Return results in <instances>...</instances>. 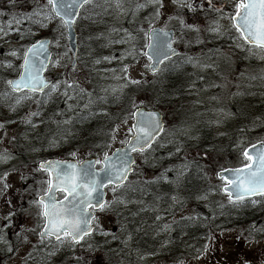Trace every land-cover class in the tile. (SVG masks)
Instances as JSON below:
<instances>
[{
	"label": "rangeland",
	"instance_id": "374dc122",
	"mask_svg": "<svg viewBox=\"0 0 264 264\" xmlns=\"http://www.w3.org/2000/svg\"><path fill=\"white\" fill-rule=\"evenodd\" d=\"M233 2L213 0L217 6L225 5V11L231 9ZM45 3L46 0H12L11 3L0 0L3 29L0 31V154L9 157L0 160V264H264V197L253 198L255 204L248 203L258 218L253 224L243 221L220 228L212 223L203 245L196 248L193 243V251L190 252L191 247L181 255V250L177 252L181 261L177 254L162 256L163 248L179 245L170 238L176 233L174 226L180 227L179 220L198 215L195 203H200L208 214H220L228 209L233 216L241 212L243 204L229 202L220 190L222 182L215 175L225 162H229V167L247 163L241 155L243 149L250 143L264 142V121L253 117L238 129L230 107L241 94L246 95L244 90H253L262 80L258 76H264V54L255 50L249 53L247 48L251 46L239 39L226 16L220 18L208 7L207 0H178V3L162 0V7L150 0H122L123 11L115 7L114 0H94L84 7L76 21L79 50L75 69L70 67L72 57L66 46L65 29L58 27V22H48L47 27L54 29L55 36L51 44L52 61L59 63H50L46 77L61 81L58 90L49 96L16 94L10 91L6 81L18 76L22 52L28 46L25 41L28 35L21 39V33L31 27L39 38L48 34L39 25L31 26L28 21L17 25L12 18ZM180 3L185 6H179ZM188 4L192 5L191 9ZM213 21L219 22L223 34L208 30ZM159 26L175 30V46L181 54L157 73L150 74L143 54L147 43L144 33ZM16 28L20 31H15ZM14 50L16 56L11 55ZM184 63V72L192 78H186L182 96L172 98L164 79L175 64L183 67ZM125 65L126 74L122 71ZM258 65L261 68H256ZM194 74L201 77L193 78ZM133 80L140 83H131ZM64 81L72 86L66 88ZM6 92L9 95L5 97ZM19 96L27 98L16 104ZM54 98L51 114L40 116L39 110L48 108L50 99ZM133 103L159 110L164 116L165 129L149 150L136 155L134 173L123 187L117 188L115 196L124 202L106 203L103 210L95 212L94 233L79 245L71 246L68 238H63L62 245L50 239L41 241L43 220L37 215L38 206L32 203L38 197L36 190L45 187L41 182L46 175L37 170L38 162L62 159L68 152L76 153L75 157L71 156L74 160L102 158L104 151L112 152L122 146L120 141L131 135L128 129L132 124L129 114L134 110ZM94 108L102 116L111 117L110 129L117 128V139L111 148L102 146L108 142L112 130L88 142L79 136L73 138L69 130L75 117ZM34 112L39 115L31 117L32 124L25 123ZM207 134L213 138L208 140ZM228 146L229 154L223 153ZM192 170L196 171L191 177L198 176L202 184L198 194L187 197L184 195L187 186L194 181L188 176ZM178 172L183 175L177 180ZM183 179H188L186 190L182 183L177 185ZM107 193L106 202H112V188ZM167 201L172 202L163 205ZM148 235L157 242L163 241L156 254H147L143 248V238ZM183 243L185 246L188 242L183 239ZM86 253L96 254L100 260L95 262Z\"/></svg>",
	"mask_w": 264,
	"mask_h": 264
},
{
	"label": "snow or ice",
	"instance_id": "6c2138e0",
	"mask_svg": "<svg viewBox=\"0 0 264 264\" xmlns=\"http://www.w3.org/2000/svg\"><path fill=\"white\" fill-rule=\"evenodd\" d=\"M11 2L12 0H9V3ZM92 2L93 0H46L45 4L38 5L30 12L20 14L19 18L13 16L12 21L17 25L28 21L30 24L45 28L49 21L57 20L58 27L64 28L69 38H71L74 35V24L80 16V9ZM150 2L163 6L162 0H150ZM173 2L178 3V0H173ZM207 2L208 7L218 13L220 18L225 16L228 18L230 28L238 34L239 39L244 44L251 46L247 48L249 53H253L255 50L257 54H264V0H234L231 9L228 11H225V5L223 4L217 6L213 3V0H207ZM114 4L117 9L123 11L122 0H114ZM179 6L183 7L185 5L180 3ZM200 6L203 7L202 4ZM137 7H143V5H137ZM187 7L191 9L192 5L188 4ZM156 14L159 15V9H157ZM169 19H172V17H169ZM181 23L183 24V21ZM186 26L189 28L195 27L194 25ZM14 30L20 31L19 28ZM208 30L223 34L220 32L218 21H213ZM0 31H3V29L0 28ZM141 31L143 30L141 29ZM27 35H34L31 27L21 33V39ZM128 35L131 36L130 33ZM144 36L148 41L144 47L150 49L151 52H144L143 54L153 61L146 67L156 73L160 70L163 61L169 60L170 55H176V52L172 47V41L168 38V30L150 27L144 33ZM236 38L233 37V39ZM58 40L59 37H57V46H59ZM52 42L47 38L37 39L24 48L18 77L6 81L11 92H20L26 89L28 92H39L49 96L58 90L61 84L60 80L53 82L42 75L50 63L53 65L59 63L58 60L52 61L51 59L49 45ZM120 42L125 41L121 40ZM237 46L241 47L243 45ZM11 55L16 56L17 50H14ZM104 59L109 58L104 57ZM189 62H191V58H189ZM72 67L75 68V59ZM127 67L125 65L122 69L125 74L127 73ZM63 83L66 88L72 86L67 81ZM131 83L138 84L140 82L133 80ZM45 89L48 91L45 92ZM80 91L84 90L81 89ZM64 94L67 95V91ZM3 95L6 97L9 93L6 92ZM25 98L27 97L19 96L16 98L15 103L19 104ZM100 99H104V97ZM133 108L135 111L129 115L135 123L132 128L128 129L131 135L120 141L122 145L120 148H116L112 152L104 151L102 158L71 161L50 159L39 162L38 170L46 174V179L41 182L45 187L43 190H36L39 199L32 201V203L38 206L37 215L43 220V227L40 232L41 241L46 237H55V240L62 245L64 243L62 238H68L71 246L74 247L93 231L95 217L92 209L100 208L103 210L106 203L110 205L111 203L124 202L121 198L115 196L117 187L112 188L114 193L112 202L104 201L103 190L110 184L124 186L128 174L133 171L132 165L135 163L131 153L137 151L143 153L151 147L153 141L163 131V122L159 113L155 111L145 112L135 103H133ZM38 115L39 112L30 113L25 123L32 124L31 117ZM68 122L64 121V123ZM116 132L117 128H114L108 142L103 146L105 149L111 148L112 143L116 141ZM54 144L55 140L52 141V145ZM250 147L253 149L252 154L249 153L247 148L242 152V156L248 161L247 163L238 168H221L216 174L222 182L220 190L228 194L229 202L238 205L248 202L245 197L254 195L264 197V143L259 148H256L255 145ZM179 150L177 148V151ZM69 155L75 157L76 153L70 152ZM8 158L7 155L0 154V160ZM184 167L186 170V166ZM7 175L8 173L5 172L4 176ZM182 175L183 172H178L177 180ZM160 178L166 177H158L157 179ZM59 193H64L61 199H58ZM251 203L255 204L257 201L252 200ZM4 226L7 227V225ZM164 227L167 228L168 225ZM11 250L9 248V251Z\"/></svg>",
	"mask_w": 264,
	"mask_h": 264
},
{
	"label": "trees",
	"instance_id": "16d2710c",
	"mask_svg": "<svg viewBox=\"0 0 264 264\" xmlns=\"http://www.w3.org/2000/svg\"><path fill=\"white\" fill-rule=\"evenodd\" d=\"M93 3V2H92ZM54 22H58L57 20H53ZM31 26H34L33 24H31ZM36 28H38V26H35ZM34 30V29H33ZM54 30V29H53ZM53 30L49 27H45L42 28L41 31L42 32H46V36H50L51 38L55 37L53 34ZM39 39L38 36L36 35H28L25 38L26 41V45H29L31 43H33L35 40ZM261 68V66H257L256 68ZM188 70V69H187ZM260 73V72H259ZM260 79L258 81L257 86L253 87V90H244L245 91V96H243L242 94L236 99V101H234L232 104H230V107L232 109V111L234 112V117H235V123L237 125V128H243L246 126V124L249 123V121L254 117L257 119V121H264V82L261 83V81L264 80V76H262V74H260V76H258ZM186 78H192L191 75L187 72H182L179 70V66L175 64V67L172 68L171 71H169V75L167 77H165L164 80H166L165 82H167L168 84V90L169 92H171L170 94L172 95V98H176L177 96H182V93H184V89L186 88ZM194 78V75H193ZM258 79V78H257ZM55 81V79H54ZM241 93L243 92V90H239ZM168 94V95H170ZM257 96H259V98H257ZM56 99H50L48 108L46 107L45 110H43V108H41L40 111V116H45L46 114H51L50 108L52 107L54 101ZM243 108V110L241 111L240 108ZM53 113H56L53 112ZM46 117V116H45ZM102 123H104L102 125ZM73 127L75 125V127L73 128L72 126L69 127V130L71 132H73V138H76V136L80 137L81 140H84L86 142L90 141V139L92 138H96L99 139L101 138V136L99 135H106L108 134V132H111L112 129H110L111 127V117L107 118L105 116H102V113H100V111L97 112L96 108L89 110V112L82 114L78 117H75L73 119ZM104 126V127H102ZM108 127V128H107ZM73 128V129H72ZM208 135V134H207ZM213 137L208 136L207 139L210 140ZM207 139H204L207 140ZM104 146V145H103ZM102 146V147H103ZM101 147V149H102ZM230 146L226 147L223 149V153L229 154L230 150ZM70 152L65 153V158L66 159H70L71 156L69 155ZM196 166H198V163H195ZM194 165V164H193ZM229 162H225L223 164V168L224 167H229ZM195 166V165H194ZM197 169V167H196ZM196 170H192L188 173V176L192 179H194V181L191 183L190 186H187L188 188V192L186 190V188L184 187L185 183L188 181V179H186V181L183 179L182 181L178 182L177 185L182 183V186L184 188V190H186V193L184 194L185 196H193L199 193V188L200 185L202 184V181L200 178L195 177H191V173L194 172ZM198 172V171H197ZM176 185V186H177ZM181 186V185H180ZM172 192H176L174 190H172ZM263 198V197H261ZM258 198V199H261ZM248 202L243 204L241 207V212L237 213L236 216H233L231 214L230 209H228V211L223 212V213H214V214H208L206 213V210H204V208L202 207V205L199 203V205H197L195 203V209L198 210V215L195 217H190L188 218H184V220H179L180 221V227L179 229H177L178 235L176 236L175 240L178 242V246L175 248V244H173L171 246L170 249H165L162 251V256L164 257H168L172 254H177V252L183 253L186 250H190L193 251L195 245L193 243L196 244V248H199L201 245H203V241L205 239H207V235L210 233L211 229H212V223L218 225L220 228H225V227H230L233 224H239V223H243V221H249L250 223L253 224V222H255L256 220H258V218L256 217V212L253 211V208H250L248 206V203L252 200H247ZM230 212V213H229ZM232 215V216H231ZM177 225L175 226V228H178ZM181 237V240L179 242V238ZM183 239H185V241H187L188 243L184 246L183 243ZM153 245V249H156V244L155 243H150V240L148 239V243L146 244V246H150ZM147 247V249H148ZM188 248V249H187ZM170 250V251H169ZM173 250V251H172ZM148 251V250H146ZM149 252V251H148ZM150 253H153L152 251ZM87 258L92 259L93 261H99L100 257L97 256L96 254L93 255L91 253H86L85 255ZM177 259H181V257L177 254ZM181 261V260H180Z\"/></svg>",
	"mask_w": 264,
	"mask_h": 264
},
{
	"label": "water",
	"instance_id": "95a60500",
	"mask_svg": "<svg viewBox=\"0 0 264 264\" xmlns=\"http://www.w3.org/2000/svg\"><path fill=\"white\" fill-rule=\"evenodd\" d=\"M82 9V8H81ZM81 9H80V11H81ZM156 29H160V28H158V27H156ZM169 31V39L172 41V47L174 48V46H173V37H174V31L173 30H168ZM65 35H66V37H67V42H66V45L68 46V49H69V51H70V53H71V56H72V63H71V67H72V64H73V60L75 59V64H76V58H77V56H76V53H77V50H78V45H77V35H76V29H75V24H74V35L71 37V38H69V35H68V33L65 31ZM44 38H47V37H44ZM43 38V39H44ZM47 39H49V40H51L50 38H47ZM175 49V48H174ZM49 52L51 53V56H52V51H51V46L49 45ZM144 52H151V50L150 49H148V48H146L145 49V51ZM175 52H176V55H170V58H169V60H171V58H173V57H175V56H177L178 54H179V51H177L176 49H175ZM145 57L149 60V58H148V56H146L145 55ZM51 59H52V57H51ZM167 61V60H166ZM164 62V61H163ZM149 63L151 64V63H153V61L152 60H149ZM162 65V64H161ZM161 65H160V67H161ZM49 66V65H48ZM48 69V68H47ZM47 69L42 73V75L45 77V72L47 71ZM149 72L150 73H153L150 69H149ZM17 78V77H16ZM13 79H15V78H13ZM10 88V87H9ZM24 91H27L26 89H24V90H21L20 92H15V93H23ZM36 93H38V94H41V93H39V92H36ZM35 94V93H34ZM143 111H145V112H148V111H152V110H147L146 108H144V107H142L141 108ZM135 111V110H134ZM153 111H155V112H157V113H159V116H160V119L162 120V122H163V116H161V114H160V112L159 111H157V110H153ZM135 123V121L133 120V123H132V125ZM131 128H132V126H131ZM163 130H164V122H163ZM133 131H135V129H133ZM163 131H161L160 133H159V135L156 137V139L161 135V133H162ZM155 139V140H156ZM154 140V141H155ZM154 141H153V143H154ZM152 143V144H153ZM263 142H257V143H255V144H252V145H255L256 146V148H259L260 147V145L262 144ZM252 145H250V146H252ZM248 147L247 149H248V151H249V153L250 154H252L253 153V149H252V147ZM118 148H120V147H118ZM116 149V148H115ZM115 149H113V151L115 150ZM149 149V148H148ZM147 150V149H146ZM136 153H141V152H139V151H137V152H132L131 153V156H132V158L134 159V156H135V154ZM90 159H95L94 157H91ZM48 160H50V159H48ZM52 160H56V159H52ZM60 160V159H59ZM84 160H88V159H84ZM70 161H71V159H70ZM135 161V160H134ZM135 164V163H134ZM134 164L132 165V168L134 167ZM38 167H39V163H38ZM134 171V170H133ZM133 171L132 172H130L129 174H128V177H129V175L130 174H132L133 173ZM230 175V174H229ZM216 177H217V175H216ZM126 183V182H125ZM120 187V186H115V185H107L106 187H105V189L103 190L104 191V197H103V199H104V201H106V196H107V193H106V188L107 187ZM225 194H227V193H225ZM63 195H64V193H63ZM228 195V194H227ZM257 196H260V195H254V196H249V197H245V198H252V197H257ZM39 199V198H38ZM100 208H94V209H92V212H93V214H94V211H96V210H99ZM94 217H95V215H94ZM94 228V227H93ZM91 234V233H90ZM51 238H54V240H55V237H51ZM84 239V238H83Z\"/></svg>",
	"mask_w": 264,
	"mask_h": 264
}]
</instances>
